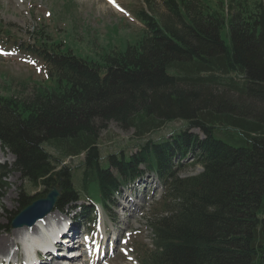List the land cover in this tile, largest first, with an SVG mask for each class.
Segmentation results:
<instances>
[{"label": "trees", "instance_id": "obj_1", "mask_svg": "<svg viewBox=\"0 0 264 264\" xmlns=\"http://www.w3.org/2000/svg\"><path fill=\"white\" fill-rule=\"evenodd\" d=\"M63 1L72 13L74 0ZM163 4L165 20L155 0H141L143 36L96 59L38 25L21 48L44 64L47 80L25 99L0 94V147L26 183L60 191L55 210L92 223L94 211L77 212L84 194L98 189L111 210L145 170L157 173L164 194L149 223L154 249L140 264H264V111L237 103L264 100V0ZM176 122L184 128L152 138ZM112 123L138 142L104 156L101 133ZM189 158L203 171L183 178ZM36 199L26 196L10 225Z\"/></svg>", "mask_w": 264, "mask_h": 264}, {"label": "rangeland", "instance_id": "obj_2", "mask_svg": "<svg viewBox=\"0 0 264 264\" xmlns=\"http://www.w3.org/2000/svg\"><path fill=\"white\" fill-rule=\"evenodd\" d=\"M74 2L76 8L71 13L65 9L63 0H0V25L3 26V31L0 33L1 95L14 94L25 99L32 96L39 85H45L47 68L37 57L21 48L23 44L34 42L38 25L42 26L45 33L53 40L65 43L66 48L76 51L81 56L94 59L103 51H109L113 47L118 50L125 49L129 41L132 43L137 41L145 32L144 26L135 17L136 11L141 9V0H111V2L110 0H74ZM155 5L157 17L162 20L168 19L163 0H155ZM5 31H9L11 37H8ZM237 103L240 106L255 107L258 111H264V100L259 102L237 100ZM183 128L184 124L181 122L172 123L152 138L163 140ZM137 142L133 131L122 130L115 123L102 131L100 138L104 156L119 148L132 150ZM2 150L0 149V166L4 167L8 178L5 180L4 189L0 191L2 197L0 237H6L9 232L15 230L10 225L11 219L26 203L25 197L33 195L39 200L45 198L47 193L40 191L39 187L26 183L14 168L15 157L10 152ZM69 165L75 168L78 166V161H70ZM202 171L201 166L195 165V160L189 158L183 162L181 177L195 176ZM74 173L80 175L78 171ZM137 189L140 190L141 187L138 186ZM98 203H101V195L98 189H94L88 197L84 194L82 202L77 206L82 207L80 211L85 213L94 211L97 215L96 223L91 222L94 218L90 215H84V219L80 220L71 210L60 212L62 215L59 224L62 226L66 224L67 228L72 230L71 226L67 225V221H71L76 229L74 232H78L75 238L79 239L76 242L89 243V250H92L84 262L73 261L71 264H140L145 251L151 248L149 223L152 218L160 214V204L157 206L155 203L152 204L151 199L137 197L134 191L122 194L111 210L105 211ZM88 222L92 224L88 225ZM76 223L79 225L76 226ZM57 233L56 231L55 234ZM81 234H87L89 237L84 235L82 237ZM103 235L106 245L97 246ZM11 248L14 253V246L11 245ZM21 256L20 254V260ZM51 259L50 257L48 261L51 262Z\"/></svg>", "mask_w": 264, "mask_h": 264}, {"label": "bare ground", "instance_id": "obj_3", "mask_svg": "<svg viewBox=\"0 0 264 264\" xmlns=\"http://www.w3.org/2000/svg\"><path fill=\"white\" fill-rule=\"evenodd\" d=\"M111 4H113V2ZM140 184H142V183H140ZM61 215H62V213L60 214V211H54L52 214H50L46 218L38 221L33 227H24L21 229H15V230L9 232L6 237H0V256H7L9 254L10 256H12L14 258L13 260H15V262L18 261V262H22L21 264H25V262L23 260L26 258V255H25L24 249L22 248V242H23L24 237L27 235L41 236L42 239H41L40 243L42 245H44V246L52 245L53 239L57 235L55 233H56V231L58 232L60 229L59 218ZM56 224H59V225H56ZM68 227H70V226L68 225ZM61 232L63 233V231H61ZM76 234H77V232H74V229L72 228V230H69L66 234L64 233L62 237L57 238L58 240L63 241V243H60V244L55 243L57 245L54 246V248L56 249V252L59 253V255L65 256L68 254L69 255L76 254L75 251L67 254L64 251L60 250V249H64L66 247L65 245L73 246L74 242H75L73 240V237ZM104 239H105V236L103 235L102 239L99 241V244L97 243V246L100 245V247L101 246L103 247L104 245H106V241ZM113 244L114 243H112V246H113ZM11 245H13L15 248V251L13 254H12V252H11V254L9 253L12 250ZM20 254L22 255L21 260L19 258ZM102 255H106V253L105 254L102 253ZM48 256H50V255H48V254L43 255V256L39 255L37 258L36 257L33 258V262L35 264H56V263L62 264L64 262L71 264V262H73V261H65V257L54 258L53 262L52 261L49 262L48 259L50 257L47 258ZM0 263H2V260H0ZM8 263L13 264L12 261H9Z\"/></svg>", "mask_w": 264, "mask_h": 264}, {"label": "water", "instance_id": "obj_4", "mask_svg": "<svg viewBox=\"0 0 264 264\" xmlns=\"http://www.w3.org/2000/svg\"><path fill=\"white\" fill-rule=\"evenodd\" d=\"M59 197L60 192L57 189H52L45 198L36 200L22 210L13 220L12 227L14 229L33 227L38 221L46 218L54 211Z\"/></svg>", "mask_w": 264, "mask_h": 264}, {"label": "snow or ice", "instance_id": "obj_5", "mask_svg": "<svg viewBox=\"0 0 264 264\" xmlns=\"http://www.w3.org/2000/svg\"><path fill=\"white\" fill-rule=\"evenodd\" d=\"M110 2H111V0H110Z\"/></svg>", "mask_w": 264, "mask_h": 264}]
</instances>
